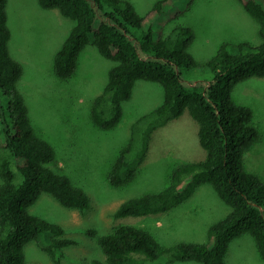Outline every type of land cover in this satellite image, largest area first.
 Listing matches in <instances>:
<instances>
[{
  "label": "trees",
  "instance_id": "1",
  "mask_svg": "<svg viewBox=\"0 0 264 264\" xmlns=\"http://www.w3.org/2000/svg\"><path fill=\"white\" fill-rule=\"evenodd\" d=\"M194 1L157 0L146 14L139 15L127 0H38L41 8L56 9L75 22L54 56L57 78L66 80L75 73L78 56L88 44L116 63L108 71L102 92L91 103L95 126L110 130L120 122L122 103L130 99L136 81L155 82L163 89L161 105L131 126L129 140L110 170L113 186L131 182L156 129L185 110L198 123V142L206 152L205 159L174 168L167 187L122 202L113 217L165 213L189 199L202 184L212 185L230 207L229 214L209 228L206 243L165 247L147 230L121 225L97 236L104 260L93 259L89 264H225L231 241L245 233L254 238L264 259V184L243 167V153L259 135L251 110L235 104L231 96L236 84L264 77V0H238L259 24L260 44L223 43L202 64L188 51L194 40L191 28L178 26L164 32ZM6 7L7 0H0V264H27L23 249L33 241L41 242V250L56 260L75 241L64 237L60 225L31 216L28 209L42 193L78 211L86 210L90 199L50 167L54 149L34 132L17 87L22 67L8 49L11 33ZM89 234L96 236L93 230Z\"/></svg>",
  "mask_w": 264,
  "mask_h": 264
},
{
  "label": "rangeland",
  "instance_id": "2",
  "mask_svg": "<svg viewBox=\"0 0 264 264\" xmlns=\"http://www.w3.org/2000/svg\"><path fill=\"white\" fill-rule=\"evenodd\" d=\"M127 1L139 15H144L157 0ZM6 14L11 33L9 53L22 67L17 87L24 96L34 132L54 149L50 167L66 176L74 187L84 190L90 199L89 207L78 211L65 208L42 193L28 209L29 215L60 225L64 237L75 244L64 248L61 256L52 260L41 250V242H30L23 249L25 262L89 264L93 259L104 260L96 238L121 225L143 228L165 247L206 243L209 228L230 212V207L210 184L200 185L189 199L165 213L139 218L113 217L122 202L167 187L174 168L205 159L206 152L198 142V123L188 111L156 129L131 182L113 186L110 170L129 140L130 128L161 105L162 87L155 82L136 81L130 99L122 103L120 122L113 129L103 130L92 123L90 106L102 92L108 71L116 63L88 44L78 56L75 73L61 80L54 73L53 60L75 22L62 17L56 9L41 8L38 0H7ZM178 26L193 30L194 40L188 51L200 64L213 57L223 43L237 46L248 42L257 46L261 42L258 22L238 0H195L187 12L167 25L165 34ZM231 96L235 104L252 112V124L259 138L243 153V167L264 184V77H251L236 84ZM90 230L96 232L95 237L89 234ZM224 261L225 264H264L254 238L248 233L231 241Z\"/></svg>",
  "mask_w": 264,
  "mask_h": 264
}]
</instances>
